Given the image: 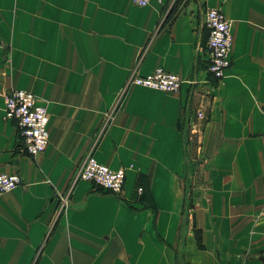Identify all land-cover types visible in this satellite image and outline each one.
<instances>
[{
  "label": "crops",
  "instance_id": "crops-1",
  "mask_svg": "<svg viewBox=\"0 0 264 264\" xmlns=\"http://www.w3.org/2000/svg\"><path fill=\"white\" fill-rule=\"evenodd\" d=\"M205 9L230 25L218 82L205 72ZM156 68L179 92L126 83ZM11 89L46 109L34 157L2 119ZM263 113L264 0H0V173L21 181L0 193V264H177L192 133L198 233L188 228L179 264H264ZM87 154L124 171L119 195L74 181Z\"/></svg>",
  "mask_w": 264,
  "mask_h": 264
},
{
  "label": "built area",
  "instance_id": "built-area-1",
  "mask_svg": "<svg viewBox=\"0 0 264 264\" xmlns=\"http://www.w3.org/2000/svg\"><path fill=\"white\" fill-rule=\"evenodd\" d=\"M138 7H144L149 0H130ZM160 2V0H156ZM202 26L206 30L203 45L205 57V72L209 79L218 82L223 78L225 70L229 67V52L231 35L229 22L215 9H205L202 14ZM181 81L177 75L166 72L161 68L154 69L146 75H130L126 83L136 87L160 91L164 93H177L181 88ZM209 82L206 81V85ZM189 85H196L194 80L188 81ZM2 119L15 123L18 137L24 151L34 157L44 151L47 140L48 118L46 109L37 103L30 92L11 89L3 97ZM197 124L203 120L201 111L195 114ZM196 128L197 125H192ZM199 127V126H198ZM262 133L264 135V113L262 118ZM86 181L111 195H119L124 183L122 169H109L98 163L91 154L85 155L74 175V181ZM21 181L17 174L0 173V193L9 192L20 186ZM141 189H137L139 193Z\"/></svg>",
  "mask_w": 264,
  "mask_h": 264
},
{
  "label": "rangeland",
  "instance_id": "rangeland-1",
  "mask_svg": "<svg viewBox=\"0 0 264 264\" xmlns=\"http://www.w3.org/2000/svg\"><path fill=\"white\" fill-rule=\"evenodd\" d=\"M196 120L194 121L193 125L196 124ZM200 126L198 127L197 125V129L199 130ZM181 130L184 131L185 135L187 136L188 134L192 133L190 132L191 130V126L188 127H184L181 126ZM186 131V132H185ZM195 137H184V144H186V150L188 157H186V176L184 177L183 181H182V187H183V194H184V205L182 207V220L180 223V227L178 230V245L176 246V261L177 264H179V246H181V241H183L184 237H185V233L187 232L188 228H190L191 232H193L194 237L197 238V233L198 231L195 230L192 227V224L188 223L189 221V217L192 213H190V208H193L190 204H189V196L191 194V191L194 188V183L197 181L198 179V175H195L194 172H196V167L198 166V159H195L193 157L192 159V155H193V151L196 150V146L198 144V137H196L197 133H192ZM199 246V245H198Z\"/></svg>",
  "mask_w": 264,
  "mask_h": 264
}]
</instances>
